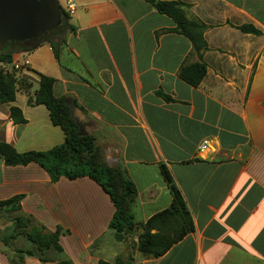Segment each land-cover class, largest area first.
I'll use <instances>...</instances> for the list:
<instances>
[{"label": "crops", "instance_id": "crops-1", "mask_svg": "<svg viewBox=\"0 0 264 264\" xmlns=\"http://www.w3.org/2000/svg\"><path fill=\"white\" fill-rule=\"evenodd\" d=\"M56 1L74 28L59 60L44 42L0 62V73L27 83L16 86L12 103L0 104V142L18 153L63 143L48 110L28 102L40 76L52 78L53 96L71 101L82 134L104 145L134 184L136 221L170 205L164 165L194 231L157 259L136 251L137 235L134 250L124 240L104 242L115 212L106 192L87 177L51 183L36 163L0 161V201L23 195L24 213L50 231H67L61 258L73 264L112 262L128 250L134 264H264V0H157L189 5L207 27L206 75L197 87L178 78L182 65L198 60L190 42L168 32L174 22L147 0H73L71 11ZM243 25L259 34L242 33ZM12 106L25 124L12 123ZM0 264H8L1 253Z\"/></svg>", "mask_w": 264, "mask_h": 264}, {"label": "trees", "instance_id": "trees-1", "mask_svg": "<svg viewBox=\"0 0 264 264\" xmlns=\"http://www.w3.org/2000/svg\"><path fill=\"white\" fill-rule=\"evenodd\" d=\"M154 9L169 17L175 24L168 32L177 33L188 39L192 54L197 62L182 65L178 70V78L191 87H197L206 75V65L202 54L207 50L203 39L207 27L189 13L190 6L180 1L162 2L147 0ZM60 8V7H59ZM63 19L62 27L51 32L46 38L54 58L58 61L59 54L65 44V35L74 31L69 24V17L60 8ZM245 34L258 35L250 25L238 27ZM40 43L38 46H40ZM0 48V62L10 63L12 56L18 52L33 51V47L23 44H6ZM54 80L40 76L39 87L33 100V105H42L48 112L50 121L61 129L64 134L62 144L47 151H27L18 153L7 143L0 142V161L5 166H27L38 164L48 175L51 183H56L61 177L75 180L87 177L99 185L109 196L115 207L108 232H113L115 240L121 241L124 236H131L138 230L136 251L143 258L157 259L163 256L172 246L194 231L191 214L184 198L174 184L170 172L160 165L162 178L170 192L171 203L163 211L153 215L146 223L137 222L131 212V207L137 196L136 188L129 179L124 168L107 166L101 159L95 146V138L82 134L81 125L72 117L74 105L68 98H55L52 93ZM22 84V85H21ZM27 86L26 81L17 80L10 74L0 73V104L12 103L15 98L16 86ZM165 101L166 95L158 93ZM9 118L13 124H25L26 120L17 107L10 108ZM23 195H16L0 201V215H6L7 225L0 231L1 253L8 264H24L26 258H35L41 263L73 264L70 260L62 259V248L59 238L68 232L57 228L48 230L32 215L22 211ZM9 219V220H8ZM98 264H134L132 257H116L112 262L99 260Z\"/></svg>", "mask_w": 264, "mask_h": 264}, {"label": "water", "instance_id": "water-1", "mask_svg": "<svg viewBox=\"0 0 264 264\" xmlns=\"http://www.w3.org/2000/svg\"><path fill=\"white\" fill-rule=\"evenodd\" d=\"M63 25L56 0H0V44L38 48Z\"/></svg>", "mask_w": 264, "mask_h": 264}, {"label": "rangeland", "instance_id": "rangeland-1", "mask_svg": "<svg viewBox=\"0 0 264 264\" xmlns=\"http://www.w3.org/2000/svg\"><path fill=\"white\" fill-rule=\"evenodd\" d=\"M47 43V42H46ZM22 85V84H21ZM22 87H25L24 85ZM21 87H19L20 89ZM95 146L96 148L99 150V153H100V156H101V159L103 160L104 164H106L107 166H110V164H117L116 166L119 167V169L123 168L120 164L114 162L113 160V157L111 155V153L109 151L106 150V147L102 144H99L97 141H95ZM112 167V166H110ZM9 220V219H8ZM6 215H0V231L1 229H3L4 226L7 225V222H6ZM140 233V230H138L137 232H135V234H132L131 236H124V238L122 240L125 241V244L127 245V248L128 249H132L134 250L135 248V243L133 242V239L135 238V236ZM111 240H115V237H114V234L113 232L106 237V240L105 241H111ZM121 240V241H122ZM117 241V240H116ZM2 249V244L0 243V251ZM1 253V252H0ZM132 253L133 252H129V250L126 252V254H123V255H119L117 257H121V258H127V257H132ZM2 254V253H1ZM4 256V255H3ZM116 258V257H115ZM114 258V259H115ZM133 258V257H132ZM134 259V258H133Z\"/></svg>", "mask_w": 264, "mask_h": 264}, {"label": "built area", "instance_id": "built-area-1", "mask_svg": "<svg viewBox=\"0 0 264 264\" xmlns=\"http://www.w3.org/2000/svg\"><path fill=\"white\" fill-rule=\"evenodd\" d=\"M74 1L73 0H66V8L67 10L71 11L74 8Z\"/></svg>", "mask_w": 264, "mask_h": 264}, {"label": "flooded vegetation", "instance_id": "flooded-vegetation-1", "mask_svg": "<svg viewBox=\"0 0 264 264\" xmlns=\"http://www.w3.org/2000/svg\"><path fill=\"white\" fill-rule=\"evenodd\" d=\"M2 45L6 46V44H0V48L3 47Z\"/></svg>", "mask_w": 264, "mask_h": 264}]
</instances>
